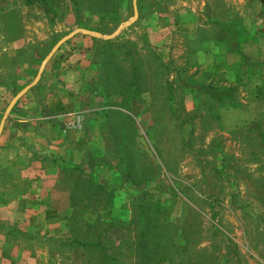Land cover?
Masks as SVG:
<instances>
[{
	"label": "rangeland",
	"instance_id": "rangeland-1",
	"mask_svg": "<svg viewBox=\"0 0 264 264\" xmlns=\"http://www.w3.org/2000/svg\"><path fill=\"white\" fill-rule=\"evenodd\" d=\"M75 1L0 0V139L16 135L0 141V239L49 264H139L145 244L155 264H264V109L254 90L239 102L207 84L259 78L255 63L245 78L223 61L242 35L262 33L264 0ZM215 17L231 20L217 57L183 65L203 37L196 21ZM164 27L171 40L151 42ZM88 35L90 64L72 71L69 98L56 67ZM66 109L75 123H59ZM35 161L62 172L70 195L24 232L5 211L39 206L23 171ZM145 216L154 226L142 238Z\"/></svg>",
	"mask_w": 264,
	"mask_h": 264
},
{
	"label": "crops",
	"instance_id": "crops-1",
	"mask_svg": "<svg viewBox=\"0 0 264 264\" xmlns=\"http://www.w3.org/2000/svg\"><path fill=\"white\" fill-rule=\"evenodd\" d=\"M224 15L225 12H224ZM224 17H216L213 18V23L204 26L199 25L196 21V31L199 34L198 37L203 36L201 39H197L195 45L193 46V49H187L183 52V55L180 57V61L183 65H188L189 67H195L199 65H203L207 63V59L210 56H216L218 54V50L216 49V45L220 42H222V34H223V27H225V23L227 22V25L231 24V20L227 18L223 19ZM154 32L151 33V30L147 32L148 37L150 38L151 42H155L157 44L166 43L169 40H171L170 36V28L164 27V28H158V29H152ZM157 30L159 32H157ZM195 31V32H196ZM204 31L202 35L200 33ZM264 31V30H263ZM262 33L258 32H252L249 30V34L242 35L240 39L236 42L232 50L228 51L225 54L226 61L224 59L223 63L224 65L232 66L234 69L237 70V68H244L241 71V76L248 78L249 76H253V74H257L255 70H247L249 68V65H253L255 63V66L259 65L262 69L261 72L258 74L259 78L256 76L251 78L252 84L248 87L247 85H243V83L239 84L236 80H234L233 83H207L211 84L213 89H220L224 88L225 90L229 89H235L238 93L239 102L243 101V98L240 95V92L243 89L255 91V96H252L251 98L254 99L255 102H257L259 105H261V108L264 109V32ZM207 32V33H206ZM94 37L92 35L84 36L83 38L73 37L70 41L76 42V44L73 45H79L80 50L75 51L73 53H68L67 57L64 58V61L62 62V67H56L58 70H61L60 78L62 80L61 85L66 84L64 88H68V94L69 98L74 97V94L70 92L71 84L75 83V80H73L72 71H74L77 67L86 69L90 61H88V57L90 56V53L93 50V41ZM183 42V41H182ZM181 47H183V44H181ZM217 61V59H215ZM233 70V68H230ZM57 70V69H54ZM229 70V68H228ZM238 72V71H236ZM248 75V76H247ZM257 75V76H258ZM240 76V77H241ZM241 77V78H242ZM65 82V83H64ZM74 82V83H73ZM61 89V88H60ZM4 99H6V95H4ZM58 101H56L57 103ZM68 102V105H67ZM60 105L68 107L71 104H69V99H62V102H59ZM50 104V103H49ZM233 112L235 114H239L242 110L241 105H236L233 103V101L229 104ZM247 107V106H244ZM9 109V108H6ZM68 110V109H66ZM70 110V109H69ZM64 115L66 117H63V121H61V118L58 119L60 121L59 123H65L67 121V124L70 122L75 123V120H77V117L73 113V111H69ZM9 111V110H8ZM7 117V116H5ZM11 117V116H9ZM44 118V117H41ZM66 120V121H65ZM64 126L63 130L60 131V134L58 136L63 137L67 130L71 128H75V124ZM73 126V127H72ZM32 127V123H31ZM68 134V133H67ZM8 134H3L0 141L6 142L9 138L16 136ZM37 137H42L40 134ZM64 139V138H63ZM60 142V141H57ZM53 150V149H51ZM54 152V151H50ZM54 168V166H53ZM52 167L43 166L41 163L35 161L28 166H26L23 171L26 172V177H28L31 181L32 188H36L39 190L38 193H35L34 196H37V201H46L45 204H41V202L38 204L39 206H19L17 205V202H13L11 206L12 209H9V211H5V213L8 216L11 217L13 220L20 223V228L24 232H33L36 220L41 218V220L48 219L49 217V207L53 206L55 209L62 211L64 207H58L56 206V201L61 198V193H66V199L67 203L69 200V185L67 186V183L65 182V179L62 177L63 173L59 172L58 170H51ZM71 168V167H69ZM59 169V168H58ZM63 168H61L62 170ZM72 169V168H71ZM34 178V179H33ZM38 186V187H37ZM58 194L57 195V193ZM68 196V197H67ZM48 199V200H46ZM19 204V203H18ZM48 204V205H47ZM43 256V255H42ZM0 264H49V262L41 258L40 254H32L27 251H25V248L19 244H11L8 243L2 239H0Z\"/></svg>",
	"mask_w": 264,
	"mask_h": 264
},
{
	"label": "trees",
	"instance_id": "trees-1",
	"mask_svg": "<svg viewBox=\"0 0 264 264\" xmlns=\"http://www.w3.org/2000/svg\"><path fill=\"white\" fill-rule=\"evenodd\" d=\"M39 1H41L42 3H45V0H30V3L29 4H34V3L39 2ZM74 2H76V1L74 0ZM106 5H109V2H106ZM107 8H109V7H107ZM107 8L102 7V9L108 10ZM153 222L154 221L151 218H149L148 216H145L143 218L141 217L140 224H139L140 227H141V231H140V234L138 236L143 238L144 235H145L143 229H146V230L147 229H150L152 226H154V223ZM155 226H157V224ZM83 245L84 246H91L92 244L86 242V243H83ZM155 249L157 250L156 247L153 248L150 244H145L143 247L139 246L138 248H136L135 249L136 252H141L142 253V256H141L142 259L140 260V263L139 264H155V262H154V260L152 258V253H154ZM164 252H165V249H163V253ZM113 259L115 260V258H113Z\"/></svg>",
	"mask_w": 264,
	"mask_h": 264
}]
</instances>
